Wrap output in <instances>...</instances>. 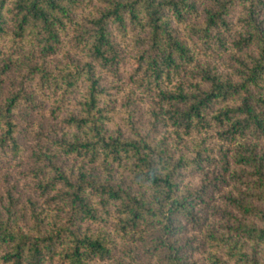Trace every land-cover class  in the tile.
Wrapping results in <instances>:
<instances>
[{
    "label": "trees",
    "instance_id": "16d2710c",
    "mask_svg": "<svg viewBox=\"0 0 264 264\" xmlns=\"http://www.w3.org/2000/svg\"><path fill=\"white\" fill-rule=\"evenodd\" d=\"M4 87L0 264H264V0H0Z\"/></svg>",
    "mask_w": 264,
    "mask_h": 264
},
{
    "label": "rangeland",
    "instance_id": "374dc122",
    "mask_svg": "<svg viewBox=\"0 0 264 264\" xmlns=\"http://www.w3.org/2000/svg\"><path fill=\"white\" fill-rule=\"evenodd\" d=\"M59 57H60V56H59ZM5 88H6V87H4V89H3V88H0V93H1V91H4ZM140 114H141V119L144 120V114H143V112L141 111ZM139 116H140V115H139ZM113 123H120V120L116 117V118L114 119V122H113ZM24 142L26 143L27 146L29 145V140L24 139ZM116 249L118 250V249H120V247L117 246ZM118 251H119V250H118Z\"/></svg>",
    "mask_w": 264,
    "mask_h": 264
}]
</instances>
